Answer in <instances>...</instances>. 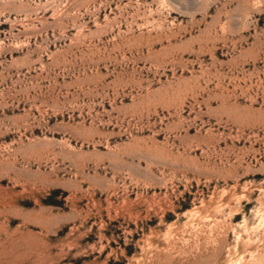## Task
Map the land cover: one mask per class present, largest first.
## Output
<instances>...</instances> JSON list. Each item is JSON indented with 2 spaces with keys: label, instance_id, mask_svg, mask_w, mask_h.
<instances>
[{
  "label": "rangeland",
  "instance_id": "obj_1",
  "mask_svg": "<svg viewBox=\"0 0 264 264\" xmlns=\"http://www.w3.org/2000/svg\"><path fill=\"white\" fill-rule=\"evenodd\" d=\"M0 264H264V0H0Z\"/></svg>",
  "mask_w": 264,
  "mask_h": 264
}]
</instances>
